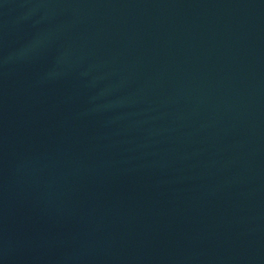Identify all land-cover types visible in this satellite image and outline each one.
<instances>
[{
    "label": "water",
    "instance_id": "water-1",
    "mask_svg": "<svg viewBox=\"0 0 264 264\" xmlns=\"http://www.w3.org/2000/svg\"><path fill=\"white\" fill-rule=\"evenodd\" d=\"M0 264H264V0H0Z\"/></svg>",
    "mask_w": 264,
    "mask_h": 264
}]
</instances>
